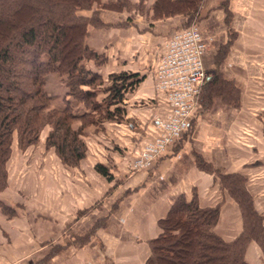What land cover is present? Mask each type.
Masks as SVG:
<instances>
[{
	"label": "crops",
	"instance_id": "0c3cea01",
	"mask_svg": "<svg viewBox=\"0 0 264 264\" xmlns=\"http://www.w3.org/2000/svg\"><path fill=\"white\" fill-rule=\"evenodd\" d=\"M153 2L145 3L150 7L149 20L124 9L101 11L103 23L126 26L103 34L90 29L89 46L108 56L107 63L95 70L105 77L114 72L137 73L140 81L120 104L124 120L106 123L110 131L116 130L108 139V146L115 151L108 150L109 157L96 153L84 179L68 188L70 194L102 197L101 205L73 224L76 207L69 204L67 209L66 204H59L54 212L58 227L69 228L65 236L58 237L63 251L58 254L68 259L59 264H146L148 242L160 234L158 221L167 215L172 198L179 194L191 197L194 190L201 206L220 205L214 230L231 241L234 235L218 227L231 221V213L239 215L236 202L220 188L217 173L198 167V159L212 171L242 175L255 209L264 212V0H201L195 19L203 36L212 37V41L203 57L208 76L190 127L147 169L127 171L125 159L129 156L121 153L131 155L142 140L156 132L154 115L168 111L164 95L155 89V69L164 43L189 22L183 13L156 17ZM98 162L113 165L112 180L120 182L107 195L111 183L94 170ZM66 211L69 213L63 219L68 216L69 224L63 221L62 225L61 212ZM98 212L99 217H105V227L87 238ZM10 229L7 227L5 234L15 239L17 234ZM75 234L86 235L82 249L73 246ZM20 240V257L28 258L23 237ZM253 247L254 243L248 248L249 262Z\"/></svg>",
	"mask_w": 264,
	"mask_h": 264
},
{
	"label": "trees",
	"instance_id": "16d2710c",
	"mask_svg": "<svg viewBox=\"0 0 264 264\" xmlns=\"http://www.w3.org/2000/svg\"><path fill=\"white\" fill-rule=\"evenodd\" d=\"M100 0H0V189L7 184V161L17 132L20 146L39 140L43 125L52 130L46 137L47 147H54L63 162L75 165L86 154L81 130L73 123L87 117L69 106L49 109L52 96L45 89V76L51 71L67 73L68 92L80 97L93 110L96 101L93 86L103 75L88 69L84 58H100L88 46V17L78 11L90 9ZM130 0H114L120 8ZM201 0H154L156 17L183 13L194 16ZM126 71L109 74L104 103L107 117L116 118L124 111L120 104L125 93L140 79ZM79 94V95H78ZM114 106V109L112 107ZM90 111V110H89ZM96 170L108 179L113 177L102 163ZM223 185L238 199L244 217V230L232 241L216 234L213 227L220 216V205L201 206L198 195L181 194L173 201L167 215L159 220L160 234L151 239L146 264H248V242L258 241L264 252V216L254 207L253 198L239 174H221Z\"/></svg>",
	"mask_w": 264,
	"mask_h": 264
},
{
	"label": "rangeland",
	"instance_id": "374dc122",
	"mask_svg": "<svg viewBox=\"0 0 264 264\" xmlns=\"http://www.w3.org/2000/svg\"><path fill=\"white\" fill-rule=\"evenodd\" d=\"M113 1L114 0H100V2H94L90 9L78 11L79 14L81 13L88 17L89 33L87 34V38L91 36L90 29H97L96 32H101V34H103L109 33L110 31L119 30L117 29L118 27L123 28L126 24L121 23L118 24V26L116 23H103L99 19V13L101 11H109L110 13L114 11L116 13L117 11L124 9L133 15L139 14L144 17H148L149 20L150 7H148L149 4H145L146 2L149 3V0H131L123 8H120V6L117 4L112 3ZM195 17L196 13L194 16L188 17L189 22L186 26L197 23ZM98 53L100 58L89 59L86 57L82 60L88 69L92 68L94 69L93 71L96 72L98 70L95 69H98L99 67L101 68L107 63L108 60L106 53ZM109 84V75L107 77L103 75V80L101 82H97L93 86L80 85V87L83 89H93L97 94L96 101L102 103L100 108L93 110L91 107L85 106L80 97L76 98L68 93L71 88L68 86L67 73L51 71L46 74L45 89L52 96L49 109H61L60 107L64 108L69 106L74 112L79 114H82L85 111L87 113L89 112L87 117L77 119L73 123L74 128L81 130L80 137L86 145V154L75 165H70L63 162L60 156L56 153L54 147H47L46 145V137L52 130V126L49 123L43 125L39 140L36 143L29 144L25 147L20 146L17 132L14 133L11 144L12 151L6 165L8 172L7 184L4 188L0 189V236L2 239V242L0 241V264H59L60 262L62 263L68 261V259H66L62 253L59 256L58 253L63 251L61 249L62 247L57 243V241L59 235L65 236V233L67 234L69 232V228L68 225L65 226V228L58 227V218L55 220L54 212L57 211L59 204H66V206L70 204L76 207L75 219L71 221L73 224V222L82 216L89 214L90 211L94 210L102 203V197L81 195L75 191L70 194L68 188L74 187L75 184L78 185L79 180L84 179V175L86 176V168L88 165H90L89 163L97 159L95 156L96 153L101 152L103 154L104 152L106 156L109 157L110 153L108 150L115 151V149L113 150L108 146L110 145L108 143V139H111V134L116 133V130L110 131L107 128L106 123H121L124 118L122 117V114L120 115L118 112L116 113V118L110 119L107 117V107L106 103H104V98L107 95L105 89ZM120 106L123 107L122 105ZM112 109H114V106ZM160 115L163 116L164 114L162 115L158 113L154 115V121L155 118ZM158 133L159 131L156 127V132L147 138L146 141L142 140L139 146L133 149L131 155L128 153L125 154L121 151V154L124 157L127 155L129 156L127 160L125 159V161H127L126 166L129 173H136L138 171L147 169L154 161H157L166 152H163L145 167L140 169H134L133 167L134 161L141 155L146 145L151 140H153ZM112 141H114L113 138ZM197 162L200 169H204L206 172L215 173V175L217 173V175H219L220 188L222 190H227L231 198L234 200V202H236L239 215H236V213H231V221H228L227 223L225 222L226 225H224V223L218 227V229H220L222 232L227 231L231 233V235H234L232 236V240H234L241 235L246 223L244 221L245 219L242 214L240 203L238 202V199L228 191V188L225 187L226 185H223L220 173L218 171L215 172L212 171V169H210L208 166H203V163H199V159ZM106 166L112 173L113 177L109 179L111 186L105 195L109 194L112 191V188H115L120 183L119 179L112 180L114 178V166L110 163ZM94 170L98 172L95 167ZM81 175L83 177H81ZM246 181L247 180L245 179V182ZM194 193L198 195L197 191L194 190L191 197L195 195ZM176 198L177 196L172 198V203ZM134 202L139 203L138 198H135ZM85 204L90 206L88 208H84L82 205ZM68 208L69 206L67 209ZM68 213V211L61 212L62 225L63 221H67L66 223L69 224L68 216L67 218L63 219V216L67 215ZM97 214L94 215V225L88 231L87 238L91 236V234H95V232L100 230L101 227H105V217H99L101 214L99 212ZM260 214L264 216V212ZM7 227L15 231L17 234L15 239H10L5 234ZM158 229L160 232L162 231L159 221ZM14 231L12 234H15ZM214 232L218 234L215 230ZM75 235V243H73V246L82 249L84 246H86V235ZM20 237H23V244L27 247L28 258L20 257L22 245ZM253 243L255 244V247L251 249V262H249L247 258L248 248ZM148 246L150 254L151 249L149 242ZM62 257L64 258L62 259ZM245 259L248 264H264V252L258 241L252 239L248 242Z\"/></svg>",
	"mask_w": 264,
	"mask_h": 264
},
{
	"label": "built area",
	"instance_id": "2783aa9c",
	"mask_svg": "<svg viewBox=\"0 0 264 264\" xmlns=\"http://www.w3.org/2000/svg\"><path fill=\"white\" fill-rule=\"evenodd\" d=\"M211 41L197 23L166 39L155 69V89L164 95L168 111L155 118L159 133L134 161V169L154 161L189 129L208 76L203 57Z\"/></svg>",
	"mask_w": 264,
	"mask_h": 264
}]
</instances>
